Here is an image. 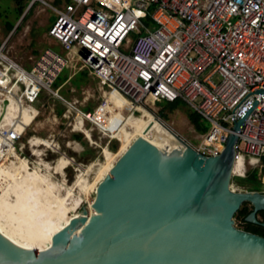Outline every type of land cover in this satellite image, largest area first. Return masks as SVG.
I'll list each match as a JSON object with an SVG mask.
<instances>
[{
    "label": "built area",
    "instance_id": "built-area-1",
    "mask_svg": "<svg viewBox=\"0 0 264 264\" xmlns=\"http://www.w3.org/2000/svg\"><path fill=\"white\" fill-rule=\"evenodd\" d=\"M37 3L56 12L49 36L67 54L45 49L27 68L0 49L3 156L18 152L43 94L63 99L55 84L78 58L103 91L93 113L78 110L81 129L88 121L117 139V111L180 100L209 125L194 148L217 156L243 120L233 177L258 169L264 194V0H69L62 8L30 0L29 7ZM14 107L20 115H8Z\"/></svg>",
    "mask_w": 264,
    "mask_h": 264
},
{
    "label": "water",
    "instance_id": "water-1",
    "mask_svg": "<svg viewBox=\"0 0 264 264\" xmlns=\"http://www.w3.org/2000/svg\"><path fill=\"white\" fill-rule=\"evenodd\" d=\"M242 124L217 156L136 138L97 186L95 216L82 208L41 250L0 232V264H264V236L235 223L249 203L264 227V194L231 187Z\"/></svg>",
    "mask_w": 264,
    "mask_h": 264
},
{
    "label": "rangeland",
    "instance_id": "rangeland-1",
    "mask_svg": "<svg viewBox=\"0 0 264 264\" xmlns=\"http://www.w3.org/2000/svg\"><path fill=\"white\" fill-rule=\"evenodd\" d=\"M53 1L52 5L57 8H62L69 2V0ZM29 6L30 0H0V49L3 48L6 55L24 67L32 66L39 57L36 56L35 51L42 53L50 47L62 53L57 42L49 36L51 24L56 20V12L40 3L31 8ZM131 36L135 38L136 33ZM81 65L77 58L63 70L62 81L68 79L62 82L60 87L59 92L63 99L43 94L34 106L40 112L36 121L27 128L23 138L16 144L18 152L6 156L2 154L0 159V174L2 173L0 187L7 185V179L10 178L8 175L12 174L11 177L19 179L25 173L38 171L45 179L43 184L52 186V195L58 197L56 199H59L58 201L63 200L66 207L71 208L81 200V204L79 202L75 209L68 212L70 219L80 214L84 207L87 208L85 216L91 218L89 207L96 197L97 186L101 181L98 179L99 172L106 164L104 151L116 153L121 144L117 139H110V136L103 134L88 121H84V129L80 128L81 117L78 110L93 113L102 103L103 98L99 80L91 75L88 69H79ZM191 111V108L182 104L171 111L169 103L164 100H144L141 103L128 105L116 114L117 118L123 119L121 127L133 115L142 117L145 113L150 114L161 119L187 143L196 147L202 141L203 134H200L190 121ZM205 124L208 125L206 122ZM119 132L118 129L114 133L119 134ZM76 134L83 135L84 145L74 138ZM32 138L33 141H43L45 144L32 147L29 143ZM110 140L118 143L116 151L108 149ZM117 160L116 157L112 163ZM62 161L66 162V168L63 174H58L51 167L55 168ZM78 177L81 179V186L73 188L72 185ZM231 185L236 190H242L234 181ZM259 218L262 219V214H259ZM235 223L238 228L241 227L237 217Z\"/></svg>",
    "mask_w": 264,
    "mask_h": 264
},
{
    "label": "bare ground",
    "instance_id": "bare-ground-1",
    "mask_svg": "<svg viewBox=\"0 0 264 264\" xmlns=\"http://www.w3.org/2000/svg\"><path fill=\"white\" fill-rule=\"evenodd\" d=\"M17 113L20 115L21 110L18 111L13 108L10 109L8 115L16 116ZM149 126H151V129L147 132ZM119 130V134L114 133V136L121 143L119 151L116 153H112L109 150L104 151L106 164L102 166L98 175V179H101V181L115 164L112 163L113 160L116 157L119 158L138 137H143L150 142H164L173 135L190 148L189 143L171 127L150 114L145 113L142 117L131 116L123 127H119ZM30 143L32 147L45 144L43 141H32ZM1 156L2 152L0 151V159ZM65 163L63 161L59 162L55 168L51 167V169H54L58 174H63L66 168ZM240 165H237L236 170L240 168ZM7 172L9 174V171ZM8 174L6 173L5 175L7 176ZM44 175L46 174L44 173ZM8 176L10 178L7 179V185L0 187V232L20 246L38 250L48 248L51 245L53 235L70 222L71 219L68 217V212L71 209H75L81 200L78 203L75 201L76 204L73 207L71 206V208L66 207L63 200L58 201L59 199L56 200L58 197L55 198L54 194L52 195V186L43 184L44 177L38 171L25 173L19 179L11 177L12 174ZM45 178L47 179V177ZM79 186H81V179L78 177L72 187L78 188ZM95 201L96 198L91 201L90 207L88 205L91 217L96 214ZM86 214L87 212L79 217H86Z\"/></svg>",
    "mask_w": 264,
    "mask_h": 264
},
{
    "label": "trees",
    "instance_id": "trees-1",
    "mask_svg": "<svg viewBox=\"0 0 264 264\" xmlns=\"http://www.w3.org/2000/svg\"><path fill=\"white\" fill-rule=\"evenodd\" d=\"M26 17H25V19H26ZM64 81H66V80H64ZM64 81H62V78L60 76L58 78L56 84H55V87L59 88L61 86L62 82H64ZM181 104L186 106V104L180 100H178L174 103H169V110L174 111ZM189 117H190V121L192 122V124L195 126L196 130L200 134H205L208 132L209 125L205 124V122L202 120L201 116L197 112L192 110L189 114ZM74 138L76 140H78L79 142H81L83 145L85 144V142L82 140L83 139L82 134H76V135H74ZM117 148H118V143L116 141L115 142L111 141L108 145V149H110L112 151H116ZM232 181H234V183H236L237 186H239L243 191H262V189H263V183L261 182V180L259 178V170L258 169H251L245 178L235 177L232 179ZM251 211H252L251 205L249 203H244L242 208L235 215V217H237L240 220V223H241L240 228L245 230V231L264 236V227L263 226L255 225V224H252V223H249L246 221V217L251 213ZM259 214H262V220L264 221V212H260Z\"/></svg>",
    "mask_w": 264,
    "mask_h": 264
},
{
    "label": "crops",
    "instance_id": "crops-1",
    "mask_svg": "<svg viewBox=\"0 0 264 264\" xmlns=\"http://www.w3.org/2000/svg\"><path fill=\"white\" fill-rule=\"evenodd\" d=\"M56 18H57V16H56ZM52 25V24H51ZM53 39V38H52ZM56 41V40H55ZM57 42V41H56ZM57 44H58V46L61 48V52L62 53H60V54H62V55H64V56H66V52L63 50V48L61 47V45L57 42ZM47 49H51L50 47L49 48H47ZM58 52V51H57ZM35 53H36V56H40V52L38 53V52H36L35 51ZM31 67V65L30 66H28L27 68H30ZM81 70H85V69H81ZM92 75V74H91ZM71 78V77H70ZM66 81H68V79H66ZM61 87V86H60ZM60 87H59V89H60Z\"/></svg>",
    "mask_w": 264,
    "mask_h": 264
}]
</instances>
